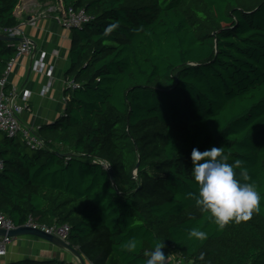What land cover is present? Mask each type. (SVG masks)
<instances>
[{
  "label": "trees",
  "instance_id": "trees-1",
  "mask_svg": "<svg viewBox=\"0 0 264 264\" xmlns=\"http://www.w3.org/2000/svg\"><path fill=\"white\" fill-rule=\"evenodd\" d=\"M50 1L86 15L72 28L75 87L37 130L45 147L0 137V211L17 226L68 225L91 264H145L156 242L186 264H264V0ZM20 2L0 0V34L20 25ZM18 44L0 39V79ZM212 147L242 160L261 196L258 214L222 231L188 197L192 149Z\"/></svg>",
  "mask_w": 264,
  "mask_h": 264
},
{
  "label": "crops",
  "instance_id": "crops-1",
  "mask_svg": "<svg viewBox=\"0 0 264 264\" xmlns=\"http://www.w3.org/2000/svg\"><path fill=\"white\" fill-rule=\"evenodd\" d=\"M15 14L21 21L19 37L33 46V54L15 57L8 76L7 92L17 89L15 101L29 107L21 115L22 126L39 129L63 117L67 110L65 90L70 81L66 71L71 64L73 30L61 23L60 6L55 1L21 0ZM42 57L46 67L53 69L51 75L34 69V60ZM26 91L30 93L28 98L24 97ZM25 259H59L80 264L68 250L33 235L13 238L7 254L0 256V264ZM85 262L91 264L86 258Z\"/></svg>",
  "mask_w": 264,
  "mask_h": 264
},
{
  "label": "clouds",
  "instance_id": "clouds-1",
  "mask_svg": "<svg viewBox=\"0 0 264 264\" xmlns=\"http://www.w3.org/2000/svg\"><path fill=\"white\" fill-rule=\"evenodd\" d=\"M114 27L110 25L104 34L109 35ZM230 159L231 154L225 153L223 147H212L203 152L193 148L191 152V174L197 191L189 192L188 197L194 199L201 213L209 214L210 221L219 231L230 223L249 221L261 209V196L255 184L249 182L251 177L248 169L243 166L244 162L234 159L229 163ZM188 236L189 239L201 242L208 238L207 232L198 228L190 229ZM165 247L164 242H156L152 250L145 252V264H170V256L166 257L162 251ZM136 248L137 242L133 239L122 246V251L134 252ZM199 259L204 260L203 253Z\"/></svg>",
  "mask_w": 264,
  "mask_h": 264
},
{
  "label": "built area",
  "instance_id": "built-area-1",
  "mask_svg": "<svg viewBox=\"0 0 264 264\" xmlns=\"http://www.w3.org/2000/svg\"><path fill=\"white\" fill-rule=\"evenodd\" d=\"M86 20V15L83 11L75 12L72 8L69 10L67 17L61 15V23L68 29L77 27ZM12 35H21L19 27L14 28L13 31H9ZM7 35V34H4ZM18 52L16 57L22 54L32 55L33 46L28 42H19L17 45ZM44 57V56H43ZM35 59L33 62L34 69L40 72H49L51 75L53 69L47 68L44 58ZM15 63V57L10 60L7 68L4 72V76L0 79V132H5L9 136H14L19 133L26 144L31 149H39L46 146V142L37 134V128L33 127H23L21 124V115L24 111L29 110L28 106L20 105L15 101V94L17 89H12V91L7 92L8 76L13 69ZM68 87H75L73 80H70ZM30 93L26 91L24 97L28 98ZM4 164L0 159V171L3 169ZM26 225L33 226L35 228H40L46 232L52 233L59 238L67 241L69 234V226L62 225L60 227L48 228L43 225H38L29 221ZM17 225L8 218L3 212L0 211V228L9 231L16 228ZM13 238L10 236H0V256H5L7 254L8 246L12 242Z\"/></svg>",
  "mask_w": 264,
  "mask_h": 264
},
{
  "label": "water",
  "instance_id": "water-1",
  "mask_svg": "<svg viewBox=\"0 0 264 264\" xmlns=\"http://www.w3.org/2000/svg\"><path fill=\"white\" fill-rule=\"evenodd\" d=\"M0 39L5 40V41H19V42L26 41L24 38H21V37H14V36H9V35H4V34H0ZM6 235L12 238L20 237L23 235H33V236L43 238L71 252L77 258L80 264H86L85 258L83 257V255L76 248L71 246L68 241H65L59 238L58 236L52 233L46 232L40 228H35L33 226L26 225V224L18 225L16 228L9 230V231H6L0 228V236H6Z\"/></svg>",
  "mask_w": 264,
  "mask_h": 264
},
{
  "label": "rangeland",
  "instance_id": "rangeland-1",
  "mask_svg": "<svg viewBox=\"0 0 264 264\" xmlns=\"http://www.w3.org/2000/svg\"><path fill=\"white\" fill-rule=\"evenodd\" d=\"M4 135H5V132L0 133V137H3ZM169 256H170V264H186L183 260L178 261V253L177 252H172L171 255H169Z\"/></svg>",
  "mask_w": 264,
  "mask_h": 264
},
{
  "label": "bare ground",
  "instance_id": "bare-ground-1",
  "mask_svg": "<svg viewBox=\"0 0 264 264\" xmlns=\"http://www.w3.org/2000/svg\"><path fill=\"white\" fill-rule=\"evenodd\" d=\"M14 29H12V30H9V31H13ZM9 31H6L7 32V35H9V36H14V37H19L18 35H12ZM1 257H3V256H1Z\"/></svg>",
  "mask_w": 264,
  "mask_h": 264
}]
</instances>
